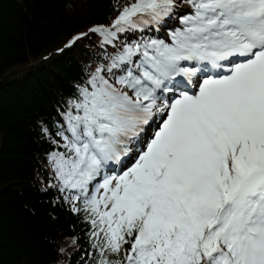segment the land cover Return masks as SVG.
I'll return each mask as SVG.
<instances>
[{"label":"snow or ice","instance_id":"6c2138e0","mask_svg":"<svg viewBox=\"0 0 264 264\" xmlns=\"http://www.w3.org/2000/svg\"><path fill=\"white\" fill-rule=\"evenodd\" d=\"M89 33L48 161L96 264H264V0H134Z\"/></svg>","mask_w":264,"mask_h":264},{"label":"trees","instance_id":"16d2710c","mask_svg":"<svg viewBox=\"0 0 264 264\" xmlns=\"http://www.w3.org/2000/svg\"><path fill=\"white\" fill-rule=\"evenodd\" d=\"M133 2L0 0V264H96L90 225L50 186L58 181L48 155L65 150L55 132L65 126L77 86L102 59L100 37L89 29L110 27ZM83 33L90 38L66 47ZM165 35L163 29L125 33L117 46Z\"/></svg>","mask_w":264,"mask_h":264}]
</instances>
